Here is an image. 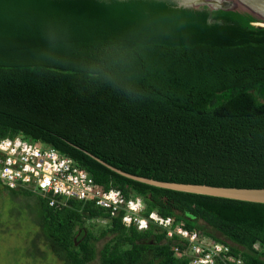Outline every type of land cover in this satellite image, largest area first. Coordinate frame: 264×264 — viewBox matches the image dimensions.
Masks as SVG:
<instances>
[{
	"label": "trees",
	"instance_id": "trees-1",
	"mask_svg": "<svg viewBox=\"0 0 264 264\" xmlns=\"http://www.w3.org/2000/svg\"><path fill=\"white\" fill-rule=\"evenodd\" d=\"M16 135L142 198L144 215L264 264V204L156 188L103 165L159 183L263 190L264 28L171 0H0V138ZM9 192L34 199L61 264H89L107 236L100 264H186L153 227L113 218L95 236L83 223L108 215L93 204L56 208Z\"/></svg>",
	"mask_w": 264,
	"mask_h": 264
},
{
	"label": "built area",
	"instance_id": "built-area-1",
	"mask_svg": "<svg viewBox=\"0 0 264 264\" xmlns=\"http://www.w3.org/2000/svg\"><path fill=\"white\" fill-rule=\"evenodd\" d=\"M0 185L9 191L38 196L49 207H65L69 201L91 203L108 215L91 220L102 226L119 218L125 229L145 232L153 227L168 240L176 241L173 256L186 264H243L241 256L233 255L228 245L189 231L156 212L144 215L145 205L140 197L132 193L125 196L117 188H104L73 159L21 135L0 138Z\"/></svg>",
	"mask_w": 264,
	"mask_h": 264
},
{
	"label": "rangeland",
	"instance_id": "rangeland-1",
	"mask_svg": "<svg viewBox=\"0 0 264 264\" xmlns=\"http://www.w3.org/2000/svg\"><path fill=\"white\" fill-rule=\"evenodd\" d=\"M222 11L240 23L254 28L259 23L240 6H227L226 9L213 8L209 2L193 6V9ZM84 226L99 235L102 225L86 220ZM201 225L203 223H200ZM211 233L209 227H205ZM216 235V233H215ZM110 236L96 241L95 258L89 264H100V251ZM259 250V247H256ZM0 264H61L48 250L36 222V207L33 198L14 195L0 186Z\"/></svg>",
	"mask_w": 264,
	"mask_h": 264
},
{
	"label": "water",
	"instance_id": "water-1",
	"mask_svg": "<svg viewBox=\"0 0 264 264\" xmlns=\"http://www.w3.org/2000/svg\"><path fill=\"white\" fill-rule=\"evenodd\" d=\"M213 8L226 9L227 6H240L245 9L253 18H255L259 23L264 24V0H181L180 7L193 8V6L203 5L205 2ZM263 27V26H258ZM264 28V27H263ZM103 164V163H102ZM111 171L123 176L125 178L144 183L149 186L156 188L211 196L217 198H225L243 202H251L264 204V189L263 190H249V189H232V188H214L207 186H195V185H179V184H169V183H159L152 180L142 179L124 174L118 170L108 167L103 164Z\"/></svg>",
	"mask_w": 264,
	"mask_h": 264
},
{
	"label": "flooded vegetation",
	"instance_id": "flooded-vegetation-1",
	"mask_svg": "<svg viewBox=\"0 0 264 264\" xmlns=\"http://www.w3.org/2000/svg\"><path fill=\"white\" fill-rule=\"evenodd\" d=\"M171 1L175 2L178 6L179 4H181V0H171Z\"/></svg>",
	"mask_w": 264,
	"mask_h": 264
},
{
	"label": "bare ground",
	"instance_id": "bare-ground-1",
	"mask_svg": "<svg viewBox=\"0 0 264 264\" xmlns=\"http://www.w3.org/2000/svg\"><path fill=\"white\" fill-rule=\"evenodd\" d=\"M256 26H263V27H264V24L257 23ZM141 199H142V198H141Z\"/></svg>",
	"mask_w": 264,
	"mask_h": 264
}]
</instances>
